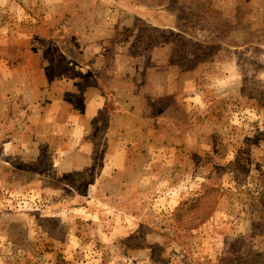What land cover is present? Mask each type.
<instances>
[{
  "label": "rangeland",
  "instance_id": "rangeland-1",
  "mask_svg": "<svg viewBox=\"0 0 264 264\" xmlns=\"http://www.w3.org/2000/svg\"><path fill=\"white\" fill-rule=\"evenodd\" d=\"M0 264H264V0H0Z\"/></svg>",
  "mask_w": 264,
  "mask_h": 264
}]
</instances>
